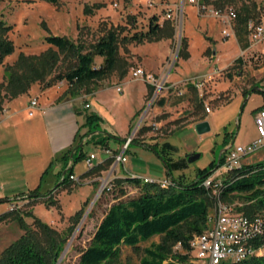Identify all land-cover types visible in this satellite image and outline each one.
I'll return each instance as SVG.
<instances>
[{
  "label": "rangeland",
  "instance_id": "1",
  "mask_svg": "<svg viewBox=\"0 0 264 264\" xmlns=\"http://www.w3.org/2000/svg\"><path fill=\"white\" fill-rule=\"evenodd\" d=\"M215 6L235 11L240 6H249L253 18L264 13V0H221ZM168 11L173 12V18L167 19L174 28L170 37L160 41L120 42L117 68L109 76L87 85L90 91L102 87L97 95L92 96L91 109L102 115V119L92 125V131H99L95 138H103L108 150L114 153L122 150L120 139L125 137L158 145L168 141L176 146L172 154L175 159L199 153L198 158L187 161L183 168L172 170L173 177L183 174L189 182L196 178L197 169L207 167L211 170V161H219L220 152L227 144L247 145L257 137L254 114L263 102V95L255 88L264 89V39L242 49L233 35H222L224 26L218 18L203 11L199 13L194 3L188 0H57L56 3L49 0H0V19L11 26L6 35L13 44V50L0 64V81L6 80L4 66L11 64L21 52L37 54L45 50L48 44L44 38L48 34L66 36L81 43L83 51H92L94 43L110 26L126 25L123 34H130L146 29L151 14H156L162 23ZM130 15H135L134 26L128 21ZM231 23L233 27L235 20ZM180 30L181 36L192 41L191 57L181 58L177 52L170 67ZM206 45L208 47L200 53ZM239 56L242 61L235 63ZM101 61V56H94L95 65ZM73 62L72 57L62 58L52 74L68 69ZM136 67L143 68L146 74L155 78L151 95L148 91L152 84L148 80L133 78L131 72ZM196 82L199 85L196 86ZM42 83H34L31 92L39 93L38 89H41L42 94ZM191 83H194L196 93ZM118 85L120 91L116 90ZM66 86L62 80L51 87L53 92L60 93ZM88 90L82 89L81 93H89ZM67 95L71 96L66 92L60 97ZM83 99H86L85 95L75 101L81 108L79 121L91 112L82 107ZM22 100H16V107L22 106ZM206 105L209 111H206ZM29 118L19 110L3 123L7 127L0 126V215L9 211L12 202H17L19 206L11 212L29 210L30 215L24 216L29 224L36 216L67 234L69 246L59 264L77 263L80 252L88 246L97 224L112 202L140 193L135 178L139 184L144 178L155 182L171 178L162 159L149 147L130 143L125 150L127 160L115 162L112 153L101 143L88 141L82 145L84 154L93 151L97 161L109 156L113 161L103 172L93 170L89 173L91 176L100 174L97 182L84 183L81 178L87 167L83 158L76 159L73 171L80 179H72L70 185L66 182L67 185L62 187L61 176L55 174L52 167L55 158L51 155L43 128L33 121L39 118L38 114ZM202 118L209 122L210 128L198 133L194 126ZM262 159L264 146L243 156L242 163H257ZM215 169L209 175L221 181L227 170L222 165ZM116 173H132L133 176L117 184L113 180ZM108 178L112 187L103 188L95 198L103 180ZM56 186L58 190L51 191ZM33 191L39 196H34ZM213 197L212 192L209 213L215 204ZM48 198L54 203L46 202ZM232 203H241V200L237 198ZM82 207L79 221L69 232L70 216ZM23 233L24 229L12 215L1 219L0 252ZM158 239L159 236H153L137 248L122 245L117 263L140 264L144 246Z\"/></svg>",
  "mask_w": 264,
  "mask_h": 264
},
{
  "label": "trees",
  "instance_id": "2",
  "mask_svg": "<svg viewBox=\"0 0 264 264\" xmlns=\"http://www.w3.org/2000/svg\"><path fill=\"white\" fill-rule=\"evenodd\" d=\"M49 1L57 2V0ZM205 1L215 6V3L221 0ZM250 17H252V10L249 6H240L236 11L234 33L242 49L249 45L246 21ZM128 21L131 26H134L135 15H130ZM125 26H110L94 43L92 51H83L84 46L81 43L74 42L66 36L46 35L44 40L48 47L45 50L37 54L21 52L11 64L4 66L6 80L0 81V110L6 98L11 99L29 93L36 82H43L42 88L45 89L64 80L67 86L60 96L66 92L76 95L81 89L88 90L87 85L90 82L109 76L117 68L120 60V42L125 44L132 41L137 43L158 41L164 37H170L174 30L169 20L166 19L160 23L156 14L148 17L144 30L123 34ZM10 29L11 26L0 19V64L3 63L4 57L13 50V44L6 35ZM95 55L102 57V61L97 65L94 62ZM178 56L189 57L188 41L185 36H181ZM65 57L73 58L72 65L64 71L52 74L58 62ZM241 61L240 56L234 60L235 63ZM123 74L124 72L121 75ZM190 85L196 93L194 83ZM153 90L154 85H150L148 94L151 95ZM260 92L263 95L261 105H264V90ZM60 96L58 98L62 99ZM159 103L162 104V100ZM199 103H201L200 99ZM98 118L94 112L85 114L83 124L87 125L88 129L82 134L76 132L73 145L62 155L64 158L70 157L75 162L76 159L85 157L82 145L88 140L78 146L72 156L70 153L84 136L92 132V125H96ZM125 140L126 138L123 139ZM96 142L105 145L103 138ZM133 142L149 147L157 153L165 164L167 173L171 175V184L166 187L160 186L157 182L139 184L140 182L135 178V182L140 185V193L110 204L97 224L88 246L80 252L76 264H119L117 259L122 245L137 248L141 242L150 240L156 235L159 236L158 241H151L149 245L144 246L140 264H184L191 251L190 239L193 235L203 232L208 226L212 189L205 187L202 180L222 164L225 152L219 155L218 165L215 160L211 161V170L207 167L199 168L196 171V178L187 182L183 174L172 176V170L183 168L187 162L185 157L173 158L172 154L176 150L174 144L164 141L158 145V143L150 144L139 139H131L128 146ZM112 161L113 157H108L102 163L88 169L82 176L93 170L100 173L101 170L107 169ZM63 170L64 168L60 172V184L68 182L67 184L70 185L72 166L67 167L64 174H62ZM128 179L132 178L130 176L116 177L113 180L120 184ZM221 181L219 196L223 202L232 203L238 198L242 205L237 206V210H242L247 214L256 210H264V159L257 163H242L239 167L227 171ZM31 193L39 196L34 191ZM45 201L54 203L49 198ZM82 212L83 207L70 216L69 232L73 231ZM10 215L17 220L20 227L24 229V233L0 252V264H55L67 243V234L42 222L36 216H33L30 223L32 225H30L24 217L30 215L29 210L25 213L5 212L0 215V220ZM177 244L179 247L176 248ZM221 264H264V254L238 261L227 259Z\"/></svg>",
  "mask_w": 264,
  "mask_h": 264
},
{
  "label": "built area",
  "instance_id": "3",
  "mask_svg": "<svg viewBox=\"0 0 264 264\" xmlns=\"http://www.w3.org/2000/svg\"><path fill=\"white\" fill-rule=\"evenodd\" d=\"M194 3L197 11H203L218 18L224 25L222 35L228 36L232 34L231 20H235L236 11L232 8H219L207 4L202 0H188ZM173 13V12H172ZM167 12L165 18H173V14ZM178 11H174L175 19ZM200 13V12H199ZM176 21V20H175ZM246 29L248 31L249 45L253 46L264 39V13L258 15L257 18L250 17L246 21ZM133 78H141L148 80L152 85L155 83V78L151 74H146L143 68L136 67L132 69ZM195 85H199L198 82ZM161 86H157L160 88ZM120 91V86L116 87ZM38 106L36 98H31L27 104V113L33 115ZM85 107H89V103H85ZM209 111L208 105L205 107ZM254 122L257 131V137L247 145L230 146L225 151L222 166L227 171L239 167L242 164L243 156L252 153L264 146V105L257 107L254 114ZM130 138H126L122 145V150L119 153L113 154L111 150L106 148V151L111 152L115 162H125V150L128 148ZM95 154H89L85 157L84 162L87 169L95 166ZM217 168V167H216ZM216 170V169H215ZM71 179L79 180L78 177L71 174ZM111 179H105L102 182V189H110ZM144 182H155L148 178L143 179ZM157 183L166 187L171 184L170 178L157 181ZM222 181H216L212 175L203 178L202 184L211 188L215 204L213 211L208 214L207 228L192 236L190 239V255L184 264H221L223 260L238 261L251 256H259L264 254V210H256L249 214L242 210H237V205L241 203H226L219 196ZM19 206L17 202H12L8 210L12 211ZM179 247V244L175 246Z\"/></svg>",
  "mask_w": 264,
  "mask_h": 264
},
{
  "label": "crops",
  "instance_id": "4",
  "mask_svg": "<svg viewBox=\"0 0 264 264\" xmlns=\"http://www.w3.org/2000/svg\"><path fill=\"white\" fill-rule=\"evenodd\" d=\"M208 16L214 17L209 13H208ZM220 23H221V21H220ZM206 30H208V28H206L205 31ZM230 35H233L235 37V33L233 30H232V34H230ZM235 39H236V37H235ZM187 41H188V47H189V50H188L189 56L191 57V43H192V41L190 40V38H188ZM207 47H208V45H206V47L202 48L200 53L203 52ZM101 88H98L96 90L89 91V93H83V94L81 93L82 91H80L76 95H71V96L67 95L60 100H58V97L62 94V92L64 90H62V92L58 93V92H53V90H52L53 87H47L45 89H42L43 93L40 94L41 89H38L39 93H33V92H31L32 91V88H31L29 93H27V94H21L18 97L11 98V99L6 98L3 101L2 108L0 110V126L2 125L4 127H7V125H3V123L12 119L15 116V114L18 113L19 110L26 113L28 118L29 117L34 118L35 115L38 114L39 118H37L36 120H33V121H36L35 124H39V125H41V128H43V131H44L45 137L47 139L48 145H50V148H51V155L53 158H55L54 163H53L54 165L52 166L54 171H55V174H60V172L63 168L65 169V168L70 167V166H72V170H73L75 162H73L70 159V157L64 158L62 155L64 154L65 150H67L68 148H70L73 145L76 132L78 131L79 133H85L86 130L88 129V128H86L87 125L83 124L81 126V123L85 122V115H83V117H82L83 119H81V121L78 120V117H81V115L80 116L78 115V113L81 112L80 111L81 108H80V104L77 105V103H75V101L85 95L86 99H83L82 107H85V103H89V107H87V108L90 109L91 112H94L99 117L98 120L102 119V115L96 109H91L92 102H93L92 96L97 95ZM120 89H121V87H120ZM18 98L23 99L21 107L20 106L16 107V105H15L16 100ZM31 98H36L37 102H38V106L35 109L33 115H29L27 113V108H26L28 101ZM31 118H29V119H31ZM83 127H84V129H83ZM97 133H99V131H92L91 133L84 136L83 140H82L83 143L86 140L96 142L97 140L102 139V138H95V135ZM92 134H93V136L91 137ZM121 142L123 145V142H124L123 139L121 140ZM101 146H104V148H109V147H107L108 146L107 143H105V145L101 144ZM112 153L115 154L114 152H112ZM89 154H94V153H93V151H91ZM113 154H112V156H113ZM88 155L85 154V157ZM112 156H109V157H112ZM85 157L82 159L83 162H84ZM104 160L97 161L96 155H95V158H94L95 166L97 164L102 163ZM126 160H127V158H126ZM84 164H85V162H84ZM103 171L104 170H101L100 172H103ZM72 174L75 175L76 177H78V179H80L79 176H77L74 171H72ZM114 176L125 178L127 176L131 177L133 175H132V173H128L126 175L125 174L120 175L119 173H116V175H114ZM100 177H101L100 174L96 175V176H91L88 173V174L82 176L81 179H83L84 183H95V182H97L98 178H100ZM65 185H67V184H63L62 187H64ZM53 190L57 191L58 188L56 187V188L52 189V191Z\"/></svg>",
  "mask_w": 264,
  "mask_h": 264
},
{
  "label": "water",
  "instance_id": "5",
  "mask_svg": "<svg viewBox=\"0 0 264 264\" xmlns=\"http://www.w3.org/2000/svg\"><path fill=\"white\" fill-rule=\"evenodd\" d=\"M180 28H181V26H180ZM180 37H181V30H180V32H179V40H178V43H177V45H176V49H175L174 56H173V60H172V62H171V64H170V67L173 65L174 59H175V57H176V55H177V52H178V50H179L180 39H181ZM170 67L168 68V72H169V70H170ZM255 89H257V90H264V89H262V88L259 87V86H257ZM194 127H195V130H196L198 133H203V132L209 130L210 125H209V122H208L207 120H202V121L197 122V123L195 124ZM82 144H83V141H81L77 146H74L73 150H72L71 153H70V156H72L73 151H74L78 146H81ZM231 145H232L231 143H230V144H227V145L221 150L220 154H221L222 152L226 151V150L228 149V147H230ZM199 155H200L199 153H192V154H189V155L186 156V160H187L188 162L193 161V160H195L196 158H198ZM218 164H219V161H217L216 165H218ZM66 170H67V168H65V169L63 170L62 174H64V173L66 172ZM101 190H102V185L98 188L97 193H96V195H95V198H96L97 194L100 193ZM95 198H94V200L92 201L91 204H93V202L95 201ZM69 242H70V241H68V242L66 243L64 249L62 250V252H61V254H60V256H59V258L57 259V261H56L55 264H59V263L61 262L62 258L65 256V253H66L67 248H68V246H69Z\"/></svg>",
  "mask_w": 264,
  "mask_h": 264
}]
</instances>
